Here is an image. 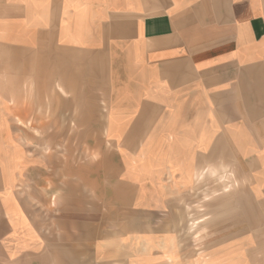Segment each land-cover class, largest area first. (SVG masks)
I'll list each match as a JSON object with an SVG mask.
<instances>
[{
  "label": "crops",
  "instance_id": "obj_1",
  "mask_svg": "<svg viewBox=\"0 0 264 264\" xmlns=\"http://www.w3.org/2000/svg\"><path fill=\"white\" fill-rule=\"evenodd\" d=\"M0 49L43 56L52 96L60 66L68 87L104 92L101 128L123 206L93 244L99 264H264V229L211 238L188 262L184 203L202 179L213 189L220 171L237 168L264 227V0H0ZM2 82L0 137L11 129ZM2 167L0 209L20 249L1 252L0 264H75L73 249L44 250L24 211L22 222Z\"/></svg>",
  "mask_w": 264,
  "mask_h": 264
},
{
  "label": "rangeland",
  "instance_id": "obj_2",
  "mask_svg": "<svg viewBox=\"0 0 264 264\" xmlns=\"http://www.w3.org/2000/svg\"><path fill=\"white\" fill-rule=\"evenodd\" d=\"M67 55L81 56L64 54ZM14 56L17 66L2 65L3 59ZM26 57H31L32 65H19V59ZM44 63L40 55H19L0 49V85L9 79L11 104V129L0 137V192L4 187L3 165L5 184L23 210L13 196L9 202L21 214L22 222L27 223L24 211L38 226L47 240L44 250L73 249L75 264H99L93 244L101 232L112 233L116 229L115 224L120 222L117 215L123 206L114 194L116 154L101 128L104 92H99L97 86L85 90L82 83L79 88L68 87L61 76L68 69L60 66L58 97L52 96L50 82L40 81V75L51 73V67ZM77 68L71 66L70 74L81 70ZM205 185L204 178L198 184L199 191H193L184 201L188 262L196 253L198 256L204 252L211 238L264 229L259 227L261 218L244 192L246 179L237 168L229 176L226 170L220 171L213 189ZM9 215L16 227L15 218ZM4 220L0 209V253L20 249L18 237ZM21 261L7 264H22Z\"/></svg>",
  "mask_w": 264,
  "mask_h": 264
}]
</instances>
